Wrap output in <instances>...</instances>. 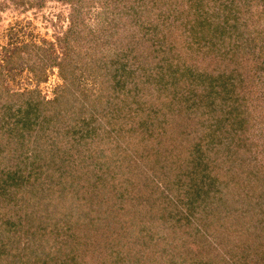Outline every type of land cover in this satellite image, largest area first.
<instances>
[{
	"label": "trees",
	"instance_id": "1",
	"mask_svg": "<svg viewBox=\"0 0 264 264\" xmlns=\"http://www.w3.org/2000/svg\"><path fill=\"white\" fill-rule=\"evenodd\" d=\"M179 13L183 15L184 10ZM195 16L186 24L188 30L198 28L193 33L195 39L189 40L191 47L193 51L201 52L203 58L206 55L211 57L215 64L207 65L201 60L195 66L196 63L183 59H175L176 64L170 65L169 69L164 63L147 69L137 64L131 68L133 71L129 70L134 78H116L117 95L106 113L103 107H99L101 89L92 85L85 87L84 79L90 75L91 68L75 72L76 65L77 68L83 66L79 60L81 54H68L71 43L78 40L73 23L57 36L62 51L60 57L49 41L43 42L46 45L24 42L10 48L5 62L0 64L2 264H27L31 261L21 262L16 258H28L30 251L35 254L33 258L38 253L42 257L51 254L53 261L64 258L66 264H186L183 260L164 257L179 256L180 246L184 247L189 238L198 237L201 243L206 241L205 235L200 233V237L197 234L200 230L213 236L217 244L201 246L197 254L212 255L213 251L220 258H188L187 264H264V168H255L253 163L254 167L249 164L250 160L244 164L236 158L242 136L234 129L251 124L253 120L241 97H237L239 83L236 80L243 69L240 70L241 53L234 48L245 42L242 41L244 35L236 32L241 39L235 41L237 38H232L230 41L232 35L229 33L235 32L226 31L228 17L218 9L208 13L200 9ZM261 16L258 15L257 19ZM233 27L230 25V30ZM261 29L264 30V26ZM223 40L227 45L222 46ZM155 48L161 56L164 54L161 47ZM102 57L106 58L104 54ZM133 62L137 63L136 60ZM51 67L57 68L63 80L52 99L41 97L36 87L15 90L8 86L7 80L13 79L24 68L31 73L36 86L47 79L46 71ZM147 73L157 79L160 87L148 81ZM116 102H120L121 107H116ZM164 102L179 106L184 121L189 118L194 126L188 122V125H180L177 118L160 114V104ZM99 118L102 120L97 122ZM85 129L86 133L83 132ZM160 132L166 133L159 137ZM229 132L232 139H236L233 146L232 141L224 140ZM91 141L96 145H92L93 148L87 147ZM219 153L225 155L220 164L217 161ZM125 166L119 179L136 187L143 179L149 178V171L143 176L145 169L152 170L153 178L139 187L146 194L134 193L138 198L145 197L148 203L144 204L145 211L119 205L118 196L123 197L128 186H120L119 190L120 187L113 182L105 190L106 185L100 182L104 174L116 171V175L117 170H123ZM79 167L84 169L82 175L86 177L89 170L93 175L96 167L105 169L106 172H100L99 176L85 182L94 187L96 180L100 179L102 191L113 192L116 196L113 201L105 202V206L95 200V193L85 188L80 190L82 186L78 182L72 186L73 191L68 189L74 182L68 175ZM132 173L133 179L129 178ZM78 174L81 175V171ZM66 177L69 178L67 185ZM81 178L84 182V177ZM158 183L164 187L155 192L160 188ZM243 184L247 185L245 191L241 190ZM212 185L216 189L214 194L209 193ZM174 187L176 192L164 193V189ZM223 187L227 189L224 196L217 191ZM228 191L236 196L233 198L235 205L228 201ZM59 194H71L75 212H65L64 207L59 209L56 205ZM81 202L82 210L79 208ZM99 205L103 212H98ZM107 211L112 212L109 221ZM202 211L205 215H201ZM120 214H128V221L118 226L117 236L113 230L106 234L111 242L106 246L109 252L105 246L104 249L102 245L96 246L97 254L104 260L83 258L88 241L94 244L97 239L98 244L104 242L106 236L99 237L105 235L103 231L108 225L119 222ZM161 219L165 221L163 224ZM28 220L32 227L31 224L24 225ZM209 222L214 227L225 228H207ZM184 228L188 235L184 234ZM164 230L168 232L164 233ZM154 232L156 237L164 238L162 243H151ZM139 235L143 240L138 238ZM227 236L231 238L226 249L229 258H223L222 241ZM246 237L250 238L247 240L250 247L247 241L240 242ZM235 238L242 243L240 251ZM119 239L128 245H119ZM255 244L256 258H241V251L248 258ZM211 247L223 251L217 254Z\"/></svg>",
	"mask_w": 264,
	"mask_h": 264
},
{
	"label": "rangeland",
	"instance_id": "2",
	"mask_svg": "<svg viewBox=\"0 0 264 264\" xmlns=\"http://www.w3.org/2000/svg\"><path fill=\"white\" fill-rule=\"evenodd\" d=\"M22 1L23 0H0V64L5 62L7 54L10 52V48L14 45H20L24 42L30 41L37 43H43L46 41L51 42L49 45L52 46L55 54H58L60 57L62 51L57 42V36H61L73 23L72 25H75V30L78 31V40H74V42L71 43L70 48H68V54L69 56H74L77 52L81 54L79 60L83 66L77 68L76 63H74V65H76L75 72L79 73L83 72L84 68H91L89 70L90 75L84 79L86 84L85 87L92 85L95 88L101 89L102 94L100 96L101 102L99 107H103L104 113L109 110L113 98L117 95L116 86L118 85H116V78L126 77L127 80L134 78L135 75L130 73L129 70H132L131 68L137 64H140L143 68L147 69V67H153L156 64L164 63L169 69L170 65L176 64V60L183 59L184 61L193 64L196 63L195 66L201 60L202 62L204 60L207 65H214L215 60H212L211 57L206 55L205 58H203L201 52L198 53L197 50L193 51V48L191 47L192 44L189 40L195 39L193 33H196L197 31L194 30L198 28L191 27L188 30L186 24L189 23L188 20H190V18H196L195 12L200 9L206 13L210 10L216 11L217 9L224 12L228 17V20L226 21L227 23L225 24L226 31L229 30V32H231L233 30L235 32V34L229 33L232 35L230 41L233 40L232 38H237L235 41L241 39L236 32H242V35H244L242 41L245 42L240 46L238 44L237 49L234 48L235 51L238 50L241 53L240 70L243 69L239 78L237 77L236 80L239 83V87L237 88L239 95H237V97H241L242 104L247 106L248 110L252 113L253 118L251 124L234 129L235 132L242 136L241 146L238 149L239 156L236 158L237 160H242L244 164L247 163V160H250L249 162L251 163L249 164L252 166L254 164L255 168H264V30L261 29L262 26H264V0H25L24 3ZM182 9L184 10L183 15L179 13ZM258 15H262L260 19H257ZM208 17L213 18V16ZM81 19L82 21H80ZM233 22H236V25ZM230 25H234L235 27L230 30ZM80 38L81 40L79 42ZM221 42L222 46L227 45L224 43V40ZM76 43L78 46L75 45ZM44 44L45 43H43V45ZM79 44H82V46ZM155 46H158V48L161 47L160 49L164 50L162 56L156 51ZM102 54H104L106 58L102 57ZM159 58L163 59L159 60ZM103 60L107 63H104ZM134 60H136V64L133 62ZM158 60L159 62H157ZM98 63L101 68L99 65H96ZM9 65L10 64H7V66ZM193 71L197 74L195 68ZM46 72L47 79L36 86L31 73L25 68L19 70V73L15 74L13 79H8L7 83L11 89L15 90L36 87L39 90L41 97L46 100L52 99L59 86L63 83V80L59 76L56 67L48 68ZM82 77H85V75H82ZM147 77H149L148 81L160 87L156 81L157 79L153 78L150 73H147ZM195 78H197V75ZM182 101L185 100L182 98ZM169 103L170 102H164V104H160V114L177 118V122L180 125H188V122L191 126H194L191 122L192 120L189 118H185L187 121H184L179 106H172ZM116 107H121L120 102H116ZM100 120L102 119L99 118L96 121L99 122ZM173 129L175 128L173 127ZM83 132L86 133L87 130L85 129ZM165 133L166 132H160L159 137H162ZM232 137V133L229 132L224 140L232 141L231 145L233 146L235 145L234 143L236 139H232ZM92 145L96 146L94 141L88 143L87 147L93 148ZM224 156V153H219L217 159L219 164L224 160ZM119 168H121V166H119ZM77 169L72 171V175H68L71 180L74 181L72 182V185L68 187L71 191H73L74 187L72 186L75 185V182H78L77 184L82 186L80 190H84L85 188L87 191L95 193L94 196L97 198H95V200H99L105 205V202L108 204V202L113 201V198L116 196L113 192L102 191L100 188V182H103L106 185L105 190L109 188L111 183L115 182L117 188L120 186H128L126 187L127 190L124 191V196H118L120 206L130 208L136 207L140 211H145L146 205H148L145 197L140 196L138 198L134 193L139 195L144 193L139 187L146 182V180L153 178L151 174L152 170L145 169L143 176H146V174L148 175L147 171H149V178L143 179L138 184L139 187H136L135 184L133 186V184L125 183V181L119 179V176L125 172L126 166L123 168L124 171L117 170L116 175V171L104 174L102 177L103 180L101 179L100 181V179H97V185L93 187L90 185L91 183H87L85 180L94 178L95 175L99 176L100 172L104 173L106 170L102 167L100 169L96 167L93 175L91 174V170H89V176L86 177L85 175H82L84 174V169L82 167ZM80 171L81 175L78 174ZM82 176L84 177V182L81 178ZM133 177L134 175L132 173V177L129 178L133 179ZM66 180L65 185L69 184L68 177H66ZM214 184L218 186L217 181H215ZM246 186V184H243L241 190L243 189V191H245ZM159 187L160 188L155 190V192L162 190L164 185L162 186L159 184ZM137 188H139V190ZM120 189L121 187L119 190ZM209 190L210 194L216 192L214 185H212ZM164 191H166L164 192L165 194H169L174 191L176 192L177 188L174 187L168 190L164 189ZM217 191L224 196L227 189L223 187ZM70 195L71 194L65 196L59 194V201L56 203L59 209H63L64 207L65 212H75V210H72L75 208L73 207ZM228 196V201L235 205L234 199L236 196L229 194V191ZM78 200L79 198L76 199V201ZM145 203L146 205H144ZM81 204L82 206H79L80 210H82L83 202H81ZM237 204H239V202ZM60 206L62 208H60ZM148 210H151V208ZM23 211L24 209L20 214H18V211L17 214L21 216ZM103 211V207L99 205L98 212ZM109 213L111 214L112 212L107 211V221L110 220ZM158 214L159 213H157L156 216H158ZM202 214L205 215L203 211L201 212V215ZM128 217V214H120L118 217L119 222H108V224L111 223L112 225H108L106 230L103 231L105 235H102L99 238H104L106 234L112 232L111 230L116 234V231L119 229L118 226H123V224L128 221ZM192 221L193 223L198 224L196 220L192 219ZM160 222L163 224L165 221L161 219ZM30 224L32 227V223L29 220L27 223L24 221L25 226H30ZM206 227H211L212 229L225 228L214 227L210 222L206 224ZM3 229L4 225H0V232L3 231ZM163 232L166 233L168 231L164 230ZM185 233L187 235L189 234L186 228H184V234ZM200 233L203 236L205 235L204 240L206 241L201 243L198 237L189 238L184 247L180 246L178 251L179 256L167 257L166 255L164 258H172L181 262L184 261L186 264L188 258H220V255L217 256L213 251L211 252L213 256L197 254L196 251L201 246L217 244V242L214 241L215 238L213 236H207L208 234L203 233V230H200L197 234L199 235ZM14 234L15 233H12V235ZM154 234L155 232L152 234L151 243H162L164 238L156 237ZM240 234L245 236L244 232H240ZM206 236L208 238H206ZM138 238L143 240L140 235ZM109 240L110 237L107 235L104 242L101 241L100 244H98V239L95 241V244L91 240L88 241L86 249L82 254L83 258H101L104 260L102 255L97 254L96 246L102 245L103 249L105 246L107 252H109V249L106 247L111 244ZM229 240H231V238L227 236V238H223V246L220 244L224 250L222 253L223 258H229L226 251ZM235 240L237 241L235 245H237L239 239L235 238ZM247 240H250V238L246 237L240 242L244 244ZM43 241H45V239H43ZM119 242V245L125 247L128 245L121 239H119ZM239 243L237 246H239L238 249L240 251L242 243ZM248 246L250 247L249 243ZM256 247L257 244L253 245L252 253L250 252L251 254L248 258L247 255L241 251V258L244 260L256 258L253 250ZM211 249L215 250L217 254H220L223 251H218L213 247H211ZM245 252L247 253V251ZM28 255L32 258H16V260H20L21 262L22 260H30L31 262L27 261V264H66L64 258H55L58 263L53 261V255L51 254H44L42 257L41 254L38 253L36 257L33 258L35 254L30 251ZM258 255L259 254H257V256ZM105 258L111 257L105 256ZM127 258L129 257L127 256ZM0 264L2 263L0 262Z\"/></svg>",
	"mask_w": 264,
	"mask_h": 264
}]
</instances>
